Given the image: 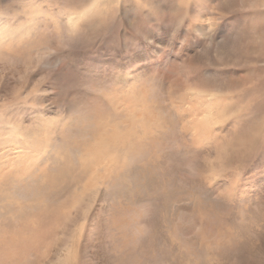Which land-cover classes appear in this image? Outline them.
<instances>
[{
	"label": "rangeland",
	"instance_id": "obj_1",
	"mask_svg": "<svg viewBox=\"0 0 264 264\" xmlns=\"http://www.w3.org/2000/svg\"><path fill=\"white\" fill-rule=\"evenodd\" d=\"M263 130L264 0H0V264H264Z\"/></svg>",
	"mask_w": 264,
	"mask_h": 264
},
{
	"label": "bare ground",
	"instance_id": "obj_2",
	"mask_svg": "<svg viewBox=\"0 0 264 264\" xmlns=\"http://www.w3.org/2000/svg\"><path fill=\"white\" fill-rule=\"evenodd\" d=\"M70 20H72V18H71ZM70 20H69V21H70ZM73 24H74V23H73ZM263 131H264V130H263ZM241 142H242V141H241Z\"/></svg>",
	"mask_w": 264,
	"mask_h": 264
}]
</instances>
